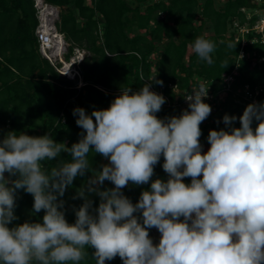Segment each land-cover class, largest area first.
<instances>
[{"label":"clouds","instance_id":"9594fccd","mask_svg":"<svg viewBox=\"0 0 264 264\" xmlns=\"http://www.w3.org/2000/svg\"><path fill=\"white\" fill-rule=\"evenodd\" d=\"M191 49L213 65V41L197 37ZM153 83L163 86L154 76L138 90L120 88L106 109L74 108L82 131L71 146L48 132L0 137V264H105L117 257L122 264H264V102L248 104L239 117L225 114V127L209 130L204 152L209 87L186 93L187 109L161 119L166 99ZM90 156L107 163L95 168ZM161 158L167 179L153 180ZM77 177L87 179L71 197L81 204L72 206L69 223L63 197ZM130 184L149 185L136 203L122 191ZM19 190L33 198L30 215L43 212L42 219L14 223Z\"/></svg>","mask_w":264,"mask_h":264},{"label":"trees","instance_id":"16d2710c","mask_svg":"<svg viewBox=\"0 0 264 264\" xmlns=\"http://www.w3.org/2000/svg\"><path fill=\"white\" fill-rule=\"evenodd\" d=\"M202 1V2H201ZM59 7L55 26L68 43L64 58H70L74 48L89 52L77 64L79 77L68 78L58 72L39 53L35 28L38 24L34 0H0V137L9 131L42 136L48 132L56 142L66 141L68 146L78 141L82 130L75 124L72 110L80 107L91 113L106 109L119 94L120 88L138 90L150 76L163 84L178 83L186 87L193 77L219 79L229 72L239 50V43L225 39L234 17L243 20L241 7L251 5V0H44ZM164 14V16H161ZM200 15V18L198 17ZM199 19L200 23L196 24ZM254 21V18L252 19ZM101 28V33H100ZM206 30L205 34L203 31ZM197 37L216 44L212 54L213 65L200 61L188 48ZM235 46L228 48V44ZM264 55V45L255 43L246 47ZM243 60L237 84L251 85L263 82L264 63L249 67ZM143 77V79H141ZM78 80L82 84L78 86ZM99 87V88H98ZM103 90H101V89ZM225 114L239 117L245 106L236 103L228 94L221 104ZM175 110L164 108L158 118L179 116ZM221 114L217 124L200 125V143L208 145L209 130L224 128ZM215 119V117H214ZM62 123H60V122ZM239 127V122L233 125ZM68 157H65L67 159ZM93 167L105 164L100 156H90ZM160 163L155 166L153 180L167 179ZM87 177H77L66 191V220L74 222L72 200L75 190ZM184 182L190 183L186 178ZM149 185H129L124 194L136 203L140 193ZM97 201V197H92ZM15 224L38 221L43 212L31 216L33 198L23 190L17 192ZM92 250H89L91 255ZM81 264H94L91 259ZM105 264H122L119 257Z\"/></svg>","mask_w":264,"mask_h":264},{"label":"built area","instance_id":"2783aa9c","mask_svg":"<svg viewBox=\"0 0 264 264\" xmlns=\"http://www.w3.org/2000/svg\"><path fill=\"white\" fill-rule=\"evenodd\" d=\"M152 1L156 2L159 0ZM239 12L243 14V20L237 16L234 17L229 24L228 31L224 34L225 39H232L233 42L240 44L232 69L229 72L222 73L221 77L215 80L197 76L193 77L186 87H180L178 83L163 84L162 87L153 83L151 90L163 95L166 99V103L162 105L164 108L175 111L187 109V104L183 99L184 95L198 88L200 85H203L205 88L209 87L207 98L204 102L209 104L211 109L218 107L222 109L221 104L226 100L228 94H232L234 101L245 107L253 102H264V77L263 82H256L253 85L245 82L235 86L243 60L250 62V68L255 64L261 66L264 63V55L258 54L255 49L251 51L246 49L247 46L254 45L255 43L264 45V0H251V5L241 7ZM161 16H164V14H161ZM253 18L254 21H252ZM36 35L41 53L45 52L47 46L44 45L47 42L48 35L43 31H38ZM43 54L46 56V53ZM241 54L242 59L239 58ZM71 61L74 60L70 58V62ZM57 71L61 74L65 73L64 69L57 68ZM67 71L68 70H66V72ZM75 72L79 73L77 67H75L73 71L69 69L68 77L71 78ZM143 80L145 82H152V76H150L149 79ZM80 84H82L81 80ZM218 118L219 117L215 115V120L219 121Z\"/></svg>","mask_w":264,"mask_h":264},{"label":"rangeland","instance_id":"374dc122","mask_svg":"<svg viewBox=\"0 0 264 264\" xmlns=\"http://www.w3.org/2000/svg\"><path fill=\"white\" fill-rule=\"evenodd\" d=\"M225 0H217V3H223ZM202 2V1H201ZM85 3L86 4H90V0H85ZM34 5H35V8H36V15H37V20H38V24L35 28V33H37L38 31H45V29L43 28H39L38 25L39 23H41V19H40V15H43L44 17V22H45V25H47V27L49 28V32L52 33V35H56V34H61L58 32L56 26H55V22L58 20V12H59V7L57 6H54V5H50L46 2H44V0H41V3L39 6H37V2L36 0H34ZM200 18V16H198ZM196 24H199L200 23V20L197 19ZM41 25H44L41 23ZM205 34L207 33L206 30L203 31ZM60 36V35H59ZM61 38L63 40V48L62 50L59 52L58 55H56V47L58 46V44L56 43V38L54 37H51V47L47 48L45 50V52H42L39 50V53L42 57L46 58L48 60V62L55 67V69L57 70L58 69H61L63 68L66 63L65 61H69L70 58H72V60L74 61H79L83 58L84 55L86 54H89L88 51H86L85 49H82V48H74L73 49V52L70 56L69 59H65L64 58V55L66 54L67 52V46H68V43L66 42V40L63 38V35L61 34ZM39 43V42H38ZM46 46V45H44ZM41 47V46H40ZM188 52H191L192 49L191 48H188ZM43 53H46V56H44ZM56 56V57H55ZM64 62V63H63ZM73 62V61H71ZM64 75V74H63ZM66 76V75H64ZM67 77V76H66ZM80 79V77H79ZM78 86L80 84V80H78ZM103 90V89H101ZM181 113L182 111H175V113ZM221 114L225 115V111L224 109L218 107V108H215V109H212V112L210 114V116L204 121L208 124H210L212 121H217L214 119L215 115L220 117ZM219 119V118H218ZM208 150V148L206 146H203V151L206 152ZM104 160V159H103ZM104 163L106 164L107 163V160H104ZM113 185H111L110 182H107L105 181V187H112ZM150 237L153 239L154 243L155 242H158V239H159V233L156 229H151L150 232Z\"/></svg>","mask_w":264,"mask_h":264},{"label":"bare ground","instance_id":"6f19581e","mask_svg":"<svg viewBox=\"0 0 264 264\" xmlns=\"http://www.w3.org/2000/svg\"><path fill=\"white\" fill-rule=\"evenodd\" d=\"M36 2H37V6H39L40 5V3H41V0H36ZM40 19H41V23L42 24H44V25H41V24H39V27H41V28H43V29H45V31H44V33H46L47 35H48V38H47V42H46V46H47V48H49V47H51V37H54V38H56V43L58 44V46L56 47V55H58L59 54V52L62 50V48H63V40H62V38H61V34H56V35H52V33L51 32H49V28L47 27V25H45V22H44V17H43V15H40ZM60 35V36H59ZM56 57V56H55ZM64 63V62H63ZM65 63H66V65L63 67V68H61V69H64L65 70V72H66V70H68L67 71V73L69 72V65H70V60L69 61H65Z\"/></svg>","mask_w":264,"mask_h":264},{"label":"crops","instance_id":"0c3cea01","mask_svg":"<svg viewBox=\"0 0 264 264\" xmlns=\"http://www.w3.org/2000/svg\"><path fill=\"white\" fill-rule=\"evenodd\" d=\"M56 53V52H55ZM79 85H81V84H79ZM202 146H206L207 148H209V146H207V145H202Z\"/></svg>","mask_w":264,"mask_h":264}]
</instances>
